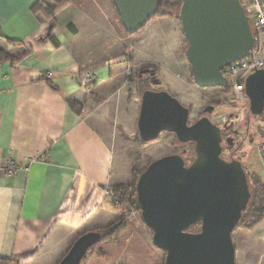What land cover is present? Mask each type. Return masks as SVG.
I'll use <instances>...</instances> for the list:
<instances>
[{"label": "crops", "instance_id": "0c3cea01", "mask_svg": "<svg viewBox=\"0 0 264 264\" xmlns=\"http://www.w3.org/2000/svg\"><path fill=\"white\" fill-rule=\"evenodd\" d=\"M57 1L0 0V50L20 57L2 62L0 70V259L12 264H57L79 235L123 213L106 189L132 181L131 137L140 108L132 62L150 34L126 36L111 0H61L49 16ZM164 20L176 24L160 17L149 25ZM81 69L101 76L90 90L77 83ZM46 72L50 79L43 78ZM158 78L184 105L189 86L163 69ZM263 115L251 125L242 115L232 129L240 136L250 126L258 132ZM262 141L264 133L256 144ZM255 157L249 173L258 176ZM7 161L26 169L7 175ZM242 231L232 236L236 264H264V221ZM98 252L82 264H105Z\"/></svg>", "mask_w": 264, "mask_h": 264}, {"label": "water", "instance_id": "95a60500", "mask_svg": "<svg viewBox=\"0 0 264 264\" xmlns=\"http://www.w3.org/2000/svg\"><path fill=\"white\" fill-rule=\"evenodd\" d=\"M124 31L133 35L158 11L161 0H111ZM177 19L187 44L186 61L197 88H226L222 70L244 58L254 38L241 0H179ZM52 26L49 25L48 32ZM153 71H141V73ZM140 73V74H141ZM158 85V81L151 82ZM248 114L264 113V70L244 80ZM212 106L204 109L210 114ZM230 118V117H229ZM237 119V117H235ZM233 122L224 125L230 129ZM139 140L154 142L161 133L179 144L193 143V160L181 154L150 162L135 183L136 202L152 245L165 254L164 264H236L233 231L246 209L250 190L239 160H224L222 129L204 115L190 123V111L166 90L146 89L136 123ZM232 145V138L225 140ZM185 153V151H182ZM195 225L199 230L189 229ZM104 235H79L57 264H81Z\"/></svg>", "mask_w": 264, "mask_h": 264}, {"label": "rangeland", "instance_id": "374dc122", "mask_svg": "<svg viewBox=\"0 0 264 264\" xmlns=\"http://www.w3.org/2000/svg\"><path fill=\"white\" fill-rule=\"evenodd\" d=\"M168 2L173 5L172 7L164 9V11L166 12V14H169L173 17H167V19L173 20L176 24L171 23L170 20H164L161 22H156L152 25H149V22L147 24L149 25V27H147V30L145 29L147 25L145 26V28L140 33H143L145 30V37L146 34H150L149 39H145V41H148L150 44H147L148 47L145 45V47H143L142 50L137 53V60L135 62H132L134 63V68L131 72V78L133 79V88H135L136 93L140 97V90L145 88V85H142V83L144 82L141 80H144L146 78H138L137 73L139 70L147 67H152L157 70V72H159L160 69H163V71L165 72H174V77L178 82L177 84H187L189 86L190 90H188L186 94L184 93V106L188 107L191 110L190 123H192L201 116L202 109L206 105H212V103H216L217 101H219L220 98L224 100L228 98L229 95L222 94L219 90L200 89L194 85L189 74V65L185 57L187 44L181 37V32L178 37V27L179 29L181 28L179 21H177L175 17L178 15L180 3H178V0H171V2ZM159 18L160 17H157L153 20L156 21V19ZM144 34L142 36H144ZM176 36L177 43H179V39L182 43V47H177L175 43ZM162 59H164L165 62H163ZM167 59L176 61V63L173 64L174 67L170 64V61H167ZM147 85L150 87L148 81ZM161 86L163 85L161 84ZM151 89L156 90L159 89V87ZM165 90L167 91V89ZM216 105L218 106L211 114V116H209V118L217 126L221 124L220 121L226 118L225 116H228L236 110L241 111L240 109L243 108L245 109V112H243L242 117H244L245 119H247L248 117L251 121L250 125L255 120V117L248 114V101H246L244 105H236L235 107L229 106L226 102H221ZM237 120L238 119H236L235 121ZM257 120L258 119H256L255 121ZM259 127L260 130L256 132L255 130L252 131V126H250L249 131L246 129L242 130L243 135H238L239 137L235 136V139L232 140V149H237L240 143L243 142L240 149L235 153L233 158L240 161L245 173L251 177L255 176L252 172L249 173V170L255 168L256 166V143L260 140L261 134L264 133V124H259ZM136 137L137 132H135L131 137V144L133 152L132 165L136 168L137 171H143L150 162L162 156L170 154H181L184 149L187 150V153H185L184 155L186 164L188 165L191 163L192 159L189 155V147L179 144L176 138L169 133H161L156 141L145 144L143 146H140L136 142ZM224 144L225 141L223 142V145ZM229 156L230 153L227 150L223 151L221 154V158L223 159H228ZM249 163L252 164V167H248ZM129 203L130 198L128 197L123 204L118 205V207H120V213L128 212V209L130 208ZM189 230L195 232L197 230L196 225L191 227ZM242 230L243 229H235L232 236L235 237L239 235L243 232ZM151 237V232L141 223L139 216L136 213H131V217L127 219L126 227L119 235L117 241L102 242L101 244L97 245L95 249L99 252H103L101 255H98L100 256V259H102V257L105 258V264H112L115 261L118 264H163L165 254L152 245ZM124 243L126 244V246H128V248L122 247ZM120 252L121 255L118 258Z\"/></svg>", "mask_w": 264, "mask_h": 264}, {"label": "trees", "instance_id": "16d2710c", "mask_svg": "<svg viewBox=\"0 0 264 264\" xmlns=\"http://www.w3.org/2000/svg\"><path fill=\"white\" fill-rule=\"evenodd\" d=\"M243 1L244 0H241L242 3H243ZM63 3H64L63 1L59 0L52 7L48 8L47 10L49 12V16H52L55 13V11L58 10L62 6ZM178 3H180L179 0H178ZM172 5L173 4H170L168 1L161 0V3L158 7V11L156 12L155 16L151 19V21L157 17L173 18L169 14H166V12L164 11V9L172 7ZM40 7H42V5L38 3V5H36L34 7L33 11L37 10ZM175 19L178 21L177 16L175 17ZM144 28L145 27H143L140 31H138L137 33H135L133 35H128L125 31H124V33L128 37L134 36V35L139 34ZM19 59H20V57L10 56V55L6 54L5 52H3L2 50H0V62H8V63L13 64V63L17 62ZM189 74H190V70H189ZM190 77H191V74H190ZM144 78H146V77H144ZM155 80L158 81V85L149 84L150 87L147 85V78L144 80H141L144 82V83H142V85H145V88L140 90V95L144 91V89L146 90L147 88L151 89V88L159 87V89H156V90H165V88L163 86H161V81L159 80V78L155 77ZM151 90H153V89H151ZM91 96L94 97L95 99H97L95 96H93V95H91ZM100 100L101 99H99V101ZM69 103L72 107H77L76 103H74V102H69ZM259 117H261V116H259ZM136 142L140 146L145 145V144L140 142L138 134L136 137ZM185 145L187 147H189V151H190L189 155H190L191 159L193 160V157H194V155H193V143H187V144H184L183 146H185ZM229 149H231V148H229ZM184 150H185V153H187V150L186 149H184ZM185 153H181V155L183 156V159L186 163V159L184 158ZM141 172L142 171H137L135 167H132V169H131V176H132L131 183L126 184V185L113 186L111 188V192L116 196V201H114L113 204L118 207V205L123 204L127 200V198L129 197L130 198V203H129L130 208L128 209V212L122 213L120 216H118L114 221H112L106 227H104L102 229H98V231H100L104 235V240L102 242L117 241L119 235L125 229L126 224H127V219L131 217V213H136L140 218V212H139V208H138V205L136 202L135 183H136L137 177L139 176V174ZM246 176H247L249 190H250V199H249V202H248L246 209L242 211L241 218H240V221H239L236 229H243L245 231H251L253 228L260 225L264 221V187L262 185L260 178L257 175L251 177L248 174H246ZM140 221L143 224L141 218H140ZM196 227H197L196 231H198L199 230L198 225H196ZM97 245H99V244H97ZM97 245L91 247L88 250L87 254L92 252L93 250H95ZM85 258H86V256L83 258L81 264L85 261ZM164 258H165V256H164ZM0 264H12V262L9 260L0 259ZM163 264H164V262H163Z\"/></svg>", "mask_w": 264, "mask_h": 264}, {"label": "built area", "instance_id": "2783aa9c", "mask_svg": "<svg viewBox=\"0 0 264 264\" xmlns=\"http://www.w3.org/2000/svg\"><path fill=\"white\" fill-rule=\"evenodd\" d=\"M243 8L248 17L254 44L249 53L240 60L229 64L222 70L223 76L227 79L232 92V100L236 105H244L247 101L244 92L245 78L256 70H264V0H244ZM2 62H0V70ZM52 72H46L43 78L50 79ZM101 80L99 72L95 69H81L77 73V83L84 90H90L97 82ZM238 111L242 114L245 109ZM225 120L220 121L223 123ZM257 159L260 163V178L264 187V141L258 143L255 147ZM25 167L17 166L12 161L4 164L3 170L7 175H13L18 171L25 170ZM110 202L116 201V196L111 189H106Z\"/></svg>", "mask_w": 264, "mask_h": 264}, {"label": "flooded vegetation", "instance_id": "af4514ba", "mask_svg": "<svg viewBox=\"0 0 264 264\" xmlns=\"http://www.w3.org/2000/svg\"><path fill=\"white\" fill-rule=\"evenodd\" d=\"M141 71H151V72L153 71V75H151L150 72H147V73H141ZM140 73H141V74H140ZM137 76H138V78L146 77L148 83L151 84V82L155 81V77L158 78V72H157V70H155V69L152 68V67H147V68H143V69L139 70L138 73H137ZM212 89H214V90H219L222 94L229 95V97L226 98V99H224V100H222V99L220 98L219 101H217L216 103H212V105H206V106L202 109L201 116L206 115V116H208V118H209V116H211V114L214 112V110H215L216 107L218 106V105H216V104L221 103V102H226V103H228V105L231 106V107H235V106H236V104H235V103L233 102V100H232V92H231V89H230L229 82H228V85H227L226 88H212ZM229 92H230V93H229ZM208 106H212V107H213V110H212V112H211L210 114H206V113H204V109H205L206 107H208ZM187 108H188V107H187ZM188 109H189V108H188ZM189 111H190V116H191V110L189 109ZM244 112H245V111H244ZM242 115H243V113L240 114V113L238 112V110L233 111V113L229 114L228 116H225L226 118L224 119L225 121H224L223 123H221V124L218 125V126L222 129L221 133H222V138H223L222 140H223V142H224V140H225L226 138H228V137H231L232 140L235 139V136H236V137H239L238 134H237L235 131H233V129H232L233 124H232V127H231L230 129H224L223 127H224V125H229L231 122H233L234 119H235V117H237V119H238V118H239L240 116H242ZM201 116H200V117H201ZM200 117H199V118H200ZM229 117H230V118H229ZM197 119H198V118H197ZM209 119H210V118H209ZM221 126H222V127H221ZM223 142H222V152L227 150V151L230 153L229 158H228V159H224V160H227V161H228V160H230V159H234L233 156H234L235 153L240 149V147H241V145H242L243 142H241L240 145L238 144L239 146L237 147V149H236V148L232 149V148H233V144L229 147V146H227L226 143L223 145ZM181 145H182V144H181ZM229 148H231V149H229ZM184 151H185V150H184ZM182 153H183V152H182ZM221 154H222V153H221ZM198 227H199V226H198Z\"/></svg>", "mask_w": 264, "mask_h": 264}]
</instances>
